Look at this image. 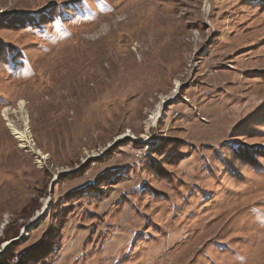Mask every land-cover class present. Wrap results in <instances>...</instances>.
Returning a JSON list of instances; mask_svg holds the SVG:
<instances>
[{
    "label": "rangeland",
    "instance_id": "obj_1",
    "mask_svg": "<svg viewBox=\"0 0 264 264\" xmlns=\"http://www.w3.org/2000/svg\"><path fill=\"white\" fill-rule=\"evenodd\" d=\"M21 255L264 264V0H0V264Z\"/></svg>",
    "mask_w": 264,
    "mask_h": 264
},
{
    "label": "bare ground",
    "instance_id": "obj_2",
    "mask_svg": "<svg viewBox=\"0 0 264 264\" xmlns=\"http://www.w3.org/2000/svg\"><path fill=\"white\" fill-rule=\"evenodd\" d=\"M23 102L20 101L18 108H19V112H23ZM26 117H24V125H25V130L24 131H19L17 129H15L10 123H9V127L12 128V132L15 135V137L17 138V140L21 143V146H28L31 147L32 146V141L30 140V137L28 135V128H27V124H26ZM90 124V123H89Z\"/></svg>",
    "mask_w": 264,
    "mask_h": 264
},
{
    "label": "trees",
    "instance_id": "obj_3",
    "mask_svg": "<svg viewBox=\"0 0 264 264\" xmlns=\"http://www.w3.org/2000/svg\"><path fill=\"white\" fill-rule=\"evenodd\" d=\"M47 248L44 246L42 249H41V251H44V250H46ZM36 250V249H35ZM35 250H33L32 251V253H35ZM21 258H22V255L19 257V260H18V258H16L15 257V261L13 262V261H11V260H8L7 261V259L6 260H3L2 259V261H1V264H17L19 261H21Z\"/></svg>",
    "mask_w": 264,
    "mask_h": 264
}]
</instances>
